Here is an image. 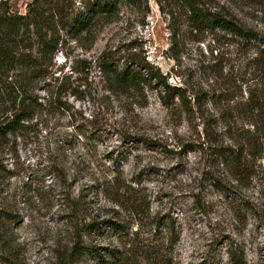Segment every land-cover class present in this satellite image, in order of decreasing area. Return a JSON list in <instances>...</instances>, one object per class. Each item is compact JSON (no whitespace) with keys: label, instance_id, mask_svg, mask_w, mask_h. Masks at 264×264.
<instances>
[{"label":"rangeland","instance_id":"rangeland-1","mask_svg":"<svg viewBox=\"0 0 264 264\" xmlns=\"http://www.w3.org/2000/svg\"><path fill=\"white\" fill-rule=\"evenodd\" d=\"M30 1L9 0L11 11L24 14ZM259 2L213 0L216 9L227 10L255 33L256 41L218 30L196 33L181 11L172 23L156 0H145L139 8L119 5L116 18L96 31L89 52L74 48L72 61L93 64L88 73L78 65L80 73L73 75L80 100L61 97V104L47 107L3 141L1 156L13 172L7 191L18 200L13 230L19 264L53 260V246L66 225L64 183L88 214L104 222L92 233L102 246L116 241L117 183L146 197L150 216L173 223L178 234L173 255L181 264H209L221 246L232 245V183L199 147L203 128L215 138L232 126V111L248 92L264 89V5ZM133 52L183 93V104L175 99L165 108L158 96L162 88L146 90L142 108L112 99L109 104L96 61L110 56L121 62ZM64 66L67 71L70 63ZM58 173L65 175L64 182ZM237 240L249 264H264L261 223L248 218Z\"/></svg>","mask_w":264,"mask_h":264},{"label":"trees","instance_id":"trees-1","mask_svg":"<svg viewBox=\"0 0 264 264\" xmlns=\"http://www.w3.org/2000/svg\"><path fill=\"white\" fill-rule=\"evenodd\" d=\"M144 1L31 0L25 13L19 14L11 11L9 0H0V264H19V244L13 230L18 219V200L7 191L13 172L1 156L3 141L47 107L61 104V97L69 95L80 100L73 75L80 73L78 65L88 73L93 64L81 58L72 61V51L80 48L89 52L96 41V31L116 18L119 5L139 8ZM156 2L172 23L180 18L181 11L196 33L218 30L256 41L255 33L227 10L216 9L213 0ZM259 3L264 5V0ZM58 55L63 57V64ZM67 62L70 66L65 71ZM96 62L109 104L112 99L126 107L142 108L148 102L145 91L158 88H162L158 96L165 108L173 106L175 99L184 103L183 93L168 85L165 76L138 53L123 57L121 62H114L110 56H101ZM236 107L232 126L227 125L215 138L202 129L199 148L221 166L222 176L232 183L233 197L232 245L221 246L209 264H249L237 237L248 218L264 226V89L249 91ZM58 174L64 182L65 175ZM117 185L114 203L121 212L113 210L116 219L112 232L116 241L105 247L92 237L104 222L99 223L97 215L88 214L86 204L71 197L63 184L61 206L66 225L53 246L49 264H85L88 260L100 264H181L173 255L178 241L173 223H166L157 214L150 216L146 197L133 188Z\"/></svg>","mask_w":264,"mask_h":264}]
</instances>
